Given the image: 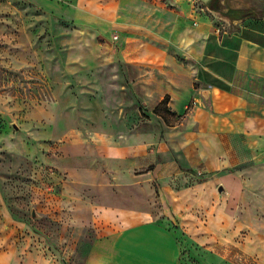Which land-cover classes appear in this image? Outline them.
I'll return each mask as SVG.
<instances>
[{
    "label": "rangeland",
    "instance_id": "rangeland-1",
    "mask_svg": "<svg viewBox=\"0 0 264 264\" xmlns=\"http://www.w3.org/2000/svg\"><path fill=\"white\" fill-rule=\"evenodd\" d=\"M57 3L75 0H0V251L21 264L22 249L35 264H84L112 234L107 212L160 218V184L200 176L182 151L197 84L125 63L116 31L59 17ZM244 210L264 220V205ZM172 225L181 264H264L254 225L231 261Z\"/></svg>",
    "mask_w": 264,
    "mask_h": 264
},
{
    "label": "crops",
    "instance_id": "crops-1",
    "mask_svg": "<svg viewBox=\"0 0 264 264\" xmlns=\"http://www.w3.org/2000/svg\"><path fill=\"white\" fill-rule=\"evenodd\" d=\"M168 3L75 0L53 8L75 22L92 17L84 23L96 31H116L125 63L196 83L199 100L189 115L195 130L182 151L200 176L179 188L160 184V218L143 210L107 212L115 217L112 234L92 244L84 264H115L117 258L121 264H181L172 224L230 261L241 257L243 224L254 225L250 235L263 250L252 251L260 248L264 256V220L243 212L264 205V0ZM22 251L24 264H35L32 252ZM15 253L0 251V264H21Z\"/></svg>",
    "mask_w": 264,
    "mask_h": 264
},
{
    "label": "water",
    "instance_id": "water-1",
    "mask_svg": "<svg viewBox=\"0 0 264 264\" xmlns=\"http://www.w3.org/2000/svg\"><path fill=\"white\" fill-rule=\"evenodd\" d=\"M218 191H219V192H222V188H219Z\"/></svg>",
    "mask_w": 264,
    "mask_h": 264
},
{
    "label": "built area",
    "instance_id": "built-area-1",
    "mask_svg": "<svg viewBox=\"0 0 264 264\" xmlns=\"http://www.w3.org/2000/svg\"><path fill=\"white\" fill-rule=\"evenodd\" d=\"M116 37V36H115Z\"/></svg>",
    "mask_w": 264,
    "mask_h": 264
}]
</instances>
